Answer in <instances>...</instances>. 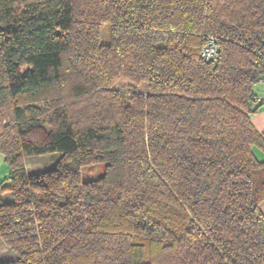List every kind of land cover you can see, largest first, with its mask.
I'll use <instances>...</instances> for the list:
<instances>
[{
    "label": "trees",
    "instance_id": "16d2710c",
    "mask_svg": "<svg viewBox=\"0 0 264 264\" xmlns=\"http://www.w3.org/2000/svg\"><path fill=\"white\" fill-rule=\"evenodd\" d=\"M259 51L264 0H0V264H264Z\"/></svg>",
    "mask_w": 264,
    "mask_h": 264
},
{
    "label": "rangeland",
    "instance_id": "374dc122",
    "mask_svg": "<svg viewBox=\"0 0 264 264\" xmlns=\"http://www.w3.org/2000/svg\"><path fill=\"white\" fill-rule=\"evenodd\" d=\"M117 89L130 92V91H140V92H147V87L145 85H141L139 87H136L128 82H120L117 86ZM58 154H50L48 155H41V156H31L26 157L25 163L26 168L29 174H37L41 171H44L48 168H51L54 166ZM104 165H98L93 167H88L83 169V179H96L100 175L104 173ZM2 243V242H1ZM4 245V244H3ZM8 249L3 250L0 252V260L6 261L7 259H15V255Z\"/></svg>",
    "mask_w": 264,
    "mask_h": 264
},
{
    "label": "crops",
    "instance_id": "0c3cea01",
    "mask_svg": "<svg viewBox=\"0 0 264 264\" xmlns=\"http://www.w3.org/2000/svg\"><path fill=\"white\" fill-rule=\"evenodd\" d=\"M257 94L260 96H264V86L263 85H259V87L257 88ZM252 122L260 132H264V108H261L252 117ZM257 155L259 156V158L264 160L263 152L257 151ZM9 170H10V167L6 164L4 155L0 153V184L9 176ZM0 199L5 202L11 201L12 194L11 193L0 194ZM260 207H261L262 212L264 213V201L261 203ZM3 250H8V249L6 248L5 245H3V243H1V240H0V252H2ZM8 260H12V259H7L6 261ZM1 261H4V260H0V262Z\"/></svg>",
    "mask_w": 264,
    "mask_h": 264
},
{
    "label": "built area",
    "instance_id": "2783aa9c",
    "mask_svg": "<svg viewBox=\"0 0 264 264\" xmlns=\"http://www.w3.org/2000/svg\"><path fill=\"white\" fill-rule=\"evenodd\" d=\"M258 54L262 56V60L264 63V54L259 51ZM220 55V49L218 44V39L215 36L209 35L206 38L205 45L201 50L200 56L201 58L208 63L218 62ZM261 83L264 86V76L261 78ZM255 104L264 108V96H256Z\"/></svg>",
    "mask_w": 264,
    "mask_h": 264
}]
</instances>
